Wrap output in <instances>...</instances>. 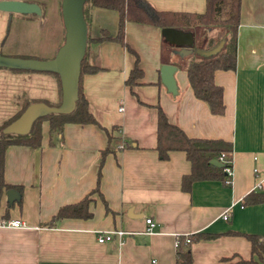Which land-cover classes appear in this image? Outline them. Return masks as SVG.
<instances>
[{
	"label": "crops",
	"instance_id": "crops-1",
	"mask_svg": "<svg viewBox=\"0 0 264 264\" xmlns=\"http://www.w3.org/2000/svg\"><path fill=\"white\" fill-rule=\"evenodd\" d=\"M28 1L38 4V14L0 9V52L51 57L63 40L60 0ZM147 1L175 11L204 7V0ZM86 11L85 61L98 68L81 72L79 84L96 122L65 121L60 132L48 134L42 120L38 145L5 146L0 218H18L23 226H0V264H174L175 238L200 232L212 236L189 240L190 264H249L243 260L254 256L244 234L264 240V200L241 203L248 192L264 193V0H239L234 66L212 75L221 86V113L194 96L184 69L193 46L204 43L214 26L125 20L123 40L141 69L129 87L124 79L133 52L116 40L94 38L115 32L117 11L96 5ZM165 62L175 66L174 93L159 78ZM28 98L58 102L55 76L0 66V121ZM156 105L189 136L229 141L228 184L199 179L180 189L189 161L182 149L158 156ZM105 145L109 150L99 162ZM9 188L17 194L10 202ZM85 195L90 216L50 221L59 206ZM145 217L153 222L148 231ZM115 229L124 231L121 242L114 234L96 241L97 233Z\"/></svg>",
	"mask_w": 264,
	"mask_h": 264
},
{
	"label": "trees",
	"instance_id": "trees-1",
	"mask_svg": "<svg viewBox=\"0 0 264 264\" xmlns=\"http://www.w3.org/2000/svg\"><path fill=\"white\" fill-rule=\"evenodd\" d=\"M102 6L113 8L117 11L116 30L113 34L103 33L95 39H113L127 46L123 40V24L125 20H133L143 23L153 24L159 27L178 26L188 27L195 25L214 26L215 31L207 37L204 43H197L193 46L191 57L185 63L184 69L188 84L194 96L202 99L208 110L212 113H221L223 111V101L221 97V86L214 82L213 71L216 68H232L235 63V29L238 22L239 0H204L202 11H175L167 9H157L147 0H84L82 3V14L87 24V11L90 6ZM88 39V36H86ZM222 40L220 46L212 52L200 53L196 48L208 49ZM133 52V51H131ZM132 67L129 69L124 81L129 87L137 81L141 74V69L137 65L135 52ZM10 68V67H8ZM97 65H90L85 61L84 52L79 61V75L83 71H93ZM15 70H32L23 68H10ZM52 73L57 81L59 79L54 71L38 70ZM79 75L77 81V91L74 104L71 110L66 112L50 111L43 115L35 117L29 129L24 133L3 132L2 127L14 118L22 108L31 101L41 100L47 104H57L48 102L42 98L24 99L20 108L11 116L0 121V170L2 166L3 151L6 145L11 143H22L30 146H36L40 141V123L45 120L47 123L48 134L60 132L62 124L65 121L73 122H96L95 118L87 108V100L84 97L79 84ZM155 149L159 157L164 158L169 149H182L185 157L189 161V171L180 177V189L188 190L193 180L222 178L224 172L222 167L226 161H221L220 167L212 165L209 159L222 154V157L230 160V143L228 140L213 137H199L187 135L178 125L169 121L162 109L156 105L155 111ZM109 150L105 145L99 150V162L102 155ZM230 165V161H229ZM91 191H96L94 187ZM264 200L262 192H248L241 198V203H255ZM90 199L85 195L79 200L66 203L59 206L51 217L50 221L62 217L86 218L90 216ZM209 233H196L189 235V240L200 238H209ZM249 241L250 252L254 256L243 260L249 264H264V240L255 234H244ZM175 245L174 264H190V253L188 242L183 241V236H177Z\"/></svg>",
	"mask_w": 264,
	"mask_h": 264
},
{
	"label": "water",
	"instance_id": "water-1",
	"mask_svg": "<svg viewBox=\"0 0 264 264\" xmlns=\"http://www.w3.org/2000/svg\"><path fill=\"white\" fill-rule=\"evenodd\" d=\"M83 1L60 0V14L64 28L63 40L51 57L39 58L0 52V66L54 71L58 75L60 86V99L57 104H47L41 100L28 102L18 115L2 127L3 132L24 133L29 129L35 117L50 111L66 112L72 109L77 91L79 61L83 55L86 40V24L82 14ZM0 9L39 13L38 4L28 0H0ZM221 42L222 40H219L208 49L196 48V51L212 52L220 46ZM174 68L173 64L166 62L158 67L160 81L172 93L175 92ZM209 162L218 167L222 165V162L215 157L210 158ZM5 194L8 202L17 196L12 188L7 189Z\"/></svg>",
	"mask_w": 264,
	"mask_h": 264
},
{
	"label": "built area",
	"instance_id": "built-area-1",
	"mask_svg": "<svg viewBox=\"0 0 264 264\" xmlns=\"http://www.w3.org/2000/svg\"><path fill=\"white\" fill-rule=\"evenodd\" d=\"M118 108H121V106H118ZM218 160L220 161H226V165H224L222 167V171L224 172V175H225V178L223 179V182L228 184L229 183V175L231 173V168H230V165H229V159H225L222 157V154H219L217 155L216 157ZM226 213L223 212L222 214V218L223 219H226ZM144 222L146 224V230H150V228L153 226V222L151 220V218L149 217H145L144 218ZM0 226H10V227H21L23 226V222L18 219V218H15V219H1L0 218ZM124 233L123 230L121 229H115V230H112V231H109V232H104V233H97L96 234V241L97 242H103L105 240H108L111 238V234H114L117 236L119 242H121V236L122 234ZM183 241L185 243L189 242V237L187 235H184L183 236ZM177 243V239L175 238V241H174V244L176 245Z\"/></svg>",
	"mask_w": 264,
	"mask_h": 264
}]
</instances>
